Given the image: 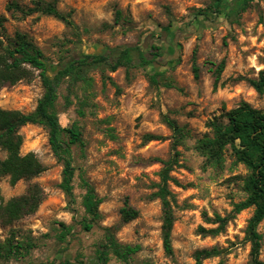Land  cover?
I'll return each mask as SVG.
<instances>
[{
  "label": "rangeland",
  "instance_id": "1",
  "mask_svg": "<svg viewBox=\"0 0 264 264\" xmlns=\"http://www.w3.org/2000/svg\"><path fill=\"white\" fill-rule=\"evenodd\" d=\"M13 1L31 6L29 0H0L4 34H27L55 62L67 58L73 50L88 51L95 44H136L152 35V43L161 47L166 65L159 68L155 83L148 78L151 65L131 67L127 76L124 67L103 75L98 67L88 69V80L74 87L66 107V83L58 87L59 123L62 127L75 123L83 140L82 146H70L75 195L71 207L59 188L62 164L51 151L47 130L36 124L19 129L20 153L33 152L45 167L31 180L39 184L44 197L34 213L8 225L0 221V242L10 236L11 229L15 239L32 242L26 253L0 255V264H57L65 260L98 264L96 250L107 227H114L118 242L140 248L127 261L109 254L106 264H194L195 250L213 246L221 250L220 256L203 260L202 264H218L220 260L223 264H250V245L244 240V231L253 207L236 214L218 235L197 231L198 226H215L204 221L203 214L224 215L233 203L245 198L242 178L247 169L233 162L229 148L222 166L207 165L195 145L204 135L211 136L206 125L209 120L241 101L264 110V94L256 93L240 79L256 78L264 69V0H243L240 6H236L237 0H225L221 12L236 14L197 18L193 12L205 8L211 0H56L58 10L71 13L73 27L49 15L23 16L7 11L6 5ZM232 7L236 9L231 11ZM115 8L121 10L117 21ZM178 27L188 34L171 33L172 44L168 47L159 41L161 30ZM194 49L197 78L192 72ZM221 61L223 69L214 87V72ZM42 92L40 78L34 72L30 80L0 89V107L31 112ZM165 117L174 120L185 133L176 147L178 164L169 173L177 182H169L176 202L171 254H166L162 246L160 201L151 197L162 167L157 159L166 160L172 154V130ZM149 134L161 138L146 140ZM4 157L0 149V159ZM81 177L102 198L100 218L88 231L79 223L85 216L80 204ZM28 184L20 180L10 185L4 177L0 196L7 200L20 195ZM125 200L139 214L121 224L119 210ZM60 223L69 227L63 238ZM257 231L261 235L259 259L264 262V220Z\"/></svg>",
  "mask_w": 264,
  "mask_h": 264
},
{
  "label": "trees",
  "instance_id": "2",
  "mask_svg": "<svg viewBox=\"0 0 264 264\" xmlns=\"http://www.w3.org/2000/svg\"><path fill=\"white\" fill-rule=\"evenodd\" d=\"M29 2L31 6H21L16 1L10 2L6 5V10L19 12L23 16L32 13L49 15L67 26H74L71 13L58 10L56 0H29ZM241 2L243 0H237L236 6H240ZM225 5V0H211L205 8L195 10L193 17L223 14L225 12L221 11ZM235 9L236 7H232L231 11ZM236 13L226 12L225 14L233 16ZM119 17H121V10L115 8V20L117 21ZM4 22L5 17L0 14V37H2L0 39V89L21 80H30L34 72H37L43 87V92L31 112L23 113L19 110L0 107V149L5 152V157L0 159V181L7 177L10 185H14L20 180L29 182L26 190L20 195L7 200L0 196V221L8 225L34 213L44 197L39 184L31 182V180L42 173L45 167L33 152L20 153L22 136L19 129L26 124L40 125L47 130L51 151L56 160L62 164L59 188L67 199L68 207H71L75 202L72 184L74 167L71 161L70 146L73 144L82 146L83 140L81 131L75 123L68 127H62L59 123L56 111L58 87L63 82L66 83L67 93L63 97L66 107L71 103L70 95L73 93L74 87L88 80L86 75L88 69L98 67L103 75L105 71L114 72L119 67H124L127 76L131 67L151 65L152 72L148 78L150 83H155L159 68L166 65V58L163 56L161 47L152 43L153 36L146 35L140 43L136 44L115 47L95 44L88 51L73 50L67 58L55 62L47 58L27 34L15 31L12 36L5 35ZM171 33L182 36L188 34L181 27L168 29L164 32L161 30L159 41L163 40L166 47L172 44ZM195 53L194 49L192 51V72L193 76L197 78ZM222 69L223 61L219 63L214 72V87L220 78ZM240 79L245 80L256 93L264 94V69L258 72L256 78ZM164 120L172 130V154L166 160L157 159L162 167L158 173L159 181L155 184L156 190L151 194V197L160 201L162 246L166 254H171V230L175 220L174 205L176 202L169 190V182H177L169 173L173 165L178 164L179 151L176 147L182 142L185 133L174 120L168 117H165ZM206 125L211 130V136L204 135L195 145L196 150L205 157V163L214 167L222 166L225 158L224 152L226 148H229L233 162L242 163L248 173L242 178L245 198L233 203L231 210L224 215L214 213L213 217H209L207 214H203L204 221L215 226L211 228L198 226L197 231L201 235H218L223 232L236 214L253 207L245 227L244 240L250 245L249 263L264 264L259 259L261 235L257 231V226L264 220V110L241 101L236 107L214 116ZM145 138L146 140H158L161 137L149 134ZM80 185L83 189L80 204L85 216L79 223L83 230L88 231L100 218L98 207L102 198L87 179L81 177ZM138 214V210L125 200L119 210L120 223H128L137 218ZM59 226L61 227L60 236L63 238L69 232V227L63 223H60ZM31 247L32 242L29 240L15 239V231L11 229L10 236L0 242V255L6 257L21 255L28 252ZM139 248L140 246L137 244L118 242L114 227H107L104 228L103 241L98 244L96 259L98 264H106L109 254H113L116 258L127 261ZM220 254L221 250L214 246L197 249L193 252L194 264H202L203 260L220 256ZM57 264H83V262L65 260ZM218 264H223V261L220 260Z\"/></svg>",
  "mask_w": 264,
  "mask_h": 264
}]
</instances>
